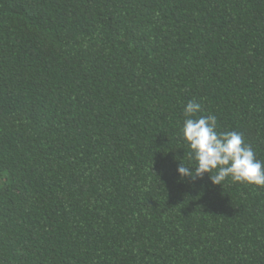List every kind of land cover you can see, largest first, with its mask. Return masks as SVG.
<instances>
[{
	"label": "trees",
	"instance_id": "obj_1",
	"mask_svg": "<svg viewBox=\"0 0 264 264\" xmlns=\"http://www.w3.org/2000/svg\"><path fill=\"white\" fill-rule=\"evenodd\" d=\"M189 100L264 161V0H0V264H264V186L177 174Z\"/></svg>",
	"mask_w": 264,
	"mask_h": 264
},
{
	"label": "clouds",
	"instance_id": "obj_2",
	"mask_svg": "<svg viewBox=\"0 0 264 264\" xmlns=\"http://www.w3.org/2000/svg\"><path fill=\"white\" fill-rule=\"evenodd\" d=\"M182 111L180 134L188 149V163L180 161L179 177L195 180L207 173L214 185H221L230 177L232 182L264 186V161L257 159L240 132L219 131L215 115H198L201 104L196 100H189Z\"/></svg>",
	"mask_w": 264,
	"mask_h": 264
}]
</instances>
